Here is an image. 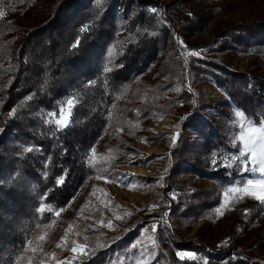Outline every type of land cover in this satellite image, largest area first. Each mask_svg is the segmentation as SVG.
Instances as JSON below:
<instances>
[{"label": "trees", "instance_id": "trees-1", "mask_svg": "<svg viewBox=\"0 0 264 264\" xmlns=\"http://www.w3.org/2000/svg\"><path fill=\"white\" fill-rule=\"evenodd\" d=\"M233 4L234 0H173L168 5L155 0H0V264H17L16 258L27 256L20 216H29L39 200L63 210L95 175L115 179L114 160L91 165L87 156L106 133L114 105L140 86L175 33L187 37L213 29L212 39L201 44L207 56L194 61L195 75L226 94L222 107L232 104L252 124L264 127V75L232 69L230 63L235 54L264 57V13L252 19H222ZM119 14L127 20L125 35L119 55L105 67L99 61L116 38ZM25 18L31 23H23ZM220 52L226 54L216 57ZM176 61L165 89L146 99L134 121L155 117L157 111L176 113L181 105L189 108L185 134L171 155L172 172L187 169L226 187L238 174L229 163L238 148L212 119L224 113L214 114L202 102L193 105V93L187 89L165 97L174 79L186 82L184 61ZM64 96L74 97L76 106L67 126L58 129L41 113H57ZM14 164L17 171L5 182ZM212 191L200 194L190 210L208 207ZM27 199L33 206L23 212ZM257 206L264 210L263 203ZM139 230L136 226L96 244L92 240L89 245L96 251L72 264H134L133 242ZM158 235L160 258L172 264L178 260L171 257L177 250L205 254L207 264H260L231 253L205 252L196 243L172 237L168 241L161 228Z\"/></svg>", "mask_w": 264, "mask_h": 264}, {"label": "rangeland", "instance_id": "rangeland-1", "mask_svg": "<svg viewBox=\"0 0 264 264\" xmlns=\"http://www.w3.org/2000/svg\"><path fill=\"white\" fill-rule=\"evenodd\" d=\"M155 1L168 5L173 0ZM226 12V15L221 16L222 19L240 16L252 19L258 13H264V0H234V4ZM124 18L123 14L118 15L116 38L102 53L103 57L99 62L105 67L119 55L120 41L125 35L127 23ZM29 22L28 18L23 20V23ZM213 33L212 28L187 37L175 33L167 50L141 78L140 86L121 97L114 105L107 131L94 146V151L88 154L87 161L94 165L103 159L114 160L118 164L115 179L108 180L95 175L63 210L46 205L43 199L39 200L29 216L24 217L18 210V216L21 215L19 227L22 237L26 238L27 256L19 260L16 258L17 264H72L96 251L89 245L94 243L92 240L96 244L98 240L103 241L136 226L140 230L133 242L136 249L134 264H172L167 259L160 258L159 228L168 241L172 237L176 241L196 243L205 252L218 253L220 256L231 253L233 256H242L250 263L259 261L264 264V210L257 206L264 202L256 199L255 195L264 194V189L249 188L247 192L243 191L247 187V180L264 177L245 170L252 166L246 163L252 158L250 154L244 157L239 155L241 151L248 152L244 145L250 139L258 140L264 136V127L252 124L232 104L222 107L227 99L226 94L215 83L201 81L195 75L198 64L194 61L207 56L201 44L211 40ZM191 50H196L201 55H188ZM225 54L226 52H220L215 56ZM177 58L184 61L186 82L174 79L172 87L163 93L165 97L171 98L187 89L193 93V105L202 102L214 114L224 113L221 117L212 119H216V123L226 130L230 141L238 148V152L232 154V161L229 160L238 174L226 187L204 180L187 169H182L177 174L172 172L171 155L179 144L180 136L185 134L183 122L189 108L181 105L176 113L164 115L157 111L155 117L152 114L140 122L134 121L133 115H137L146 99L154 95L156 90L165 89V84L169 82L167 73L179 63ZM230 60L232 69L264 75V57L235 54ZM193 81L197 83L194 84ZM69 99L73 100L70 113L66 103ZM75 106L74 97L64 96L57 113L44 112L41 116L48 124L61 129L65 126L57 125L56 119L62 111L66 116L70 114L71 119ZM237 112L241 116H237ZM261 147L264 145H256L257 153ZM119 152L124 156H118ZM206 157L210 159L209 156ZM16 171L17 164H14V169L4 175L5 182H10ZM209 188L213 190L208 196L212 200L210 205L191 211L192 205L198 203V196L205 195ZM229 188L241 191L225 196ZM22 203H18L20 208ZM32 206V199H27L25 208L21 210H31ZM41 208L43 211H40ZM153 225L156 226L155 230ZM3 241L0 240V244ZM73 247L83 248L85 251L83 254L74 253L71 250ZM174 255L176 256L171 257L178 258L176 264L183 260L207 264V257L202 253L177 250Z\"/></svg>", "mask_w": 264, "mask_h": 264}, {"label": "snow or ice", "instance_id": "snow-or-ice-1", "mask_svg": "<svg viewBox=\"0 0 264 264\" xmlns=\"http://www.w3.org/2000/svg\"><path fill=\"white\" fill-rule=\"evenodd\" d=\"M74 46L78 47L79 45L77 43ZM188 55L199 56V55H201V53L196 51V50H191V51H189ZM66 103H67V107H68V110L70 113V109L73 107V100L69 99ZM236 115L241 116V113L237 112ZM66 121L70 122V114L66 116V115H64V112L62 111L60 117L56 119V123H57V125L67 126ZM241 136H243V132H241ZM257 144L264 145V136H261L258 140H251L250 139L249 143L244 145V148L248 149V152L241 151V153L239 155L241 157H244V156L250 154L252 158L250 161H246V163H249L252 166L245 169V170L250 171L252 174L258 173L261 177H264V147H261V150L259 151V153H257V151H256V145ZM245 183L247 185V187H245L243 189V191H245V192H247L249 190V188L264 189V178L258 179V180L249 179ZM238 191H241V189L229 188L228 191L224 195L227 196L228 193L238 192ZM255 195H256V199L260 200L261 202H264V194H255ZM40 211H43V208H41ZM217 211H219V209H217ZM58 214L59 213H57V215ZM155 227L156 226L153 225V230H155ZM224 243L226 244L227 242L225 241ZM218 246H220V245H218ZM71 250L74 253L79 252L80 254H83L85 251L83 248L78 249L76 247H73Z\"/></svg>", "mask_w": 264, "mask_h": 264}]
</instances>
